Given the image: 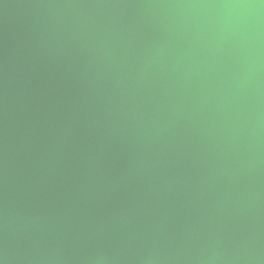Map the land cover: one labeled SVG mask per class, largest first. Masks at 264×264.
<instances>
[{"label":"clouds","instance_id":"1","mask_svg":"<svg viewBox=\"0 0 264 264\" xmlns=\"http://www.w3.org/2000/svg\"><path fill=\"white\" fill-rule=\"evenodd\" d=\"M0 264H264V0H0Z\"/></svg>","mask_w":264,"mask_h":264}]
</instances>
